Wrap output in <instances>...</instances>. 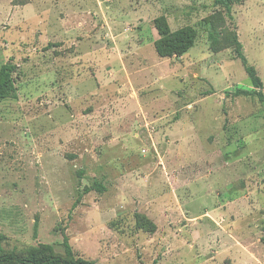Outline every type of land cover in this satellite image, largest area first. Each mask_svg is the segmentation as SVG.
Listing matches in <instances>:
<instances>
[{
    "label": "rangeland",
    "instance_id": "374dc122",
    "mask_svg": "<svg viewBox=\"0 0 264 264\" xmlns=\"http://www.w3.org/2000/svg\"><path fill=\"white\" fill-rule=\"evenodd\" d=\"M197 36L160 57L154 18ZM216 41L212 42L210 33ZM264 0H0V247L94 264H264ZM99 186H102L101 189Z\"/></svg>",
    "mask_w": 264,
    "mask_h": 264
},
{
    "label": "trees",
    "instance_id": "16d2710c",
    "mask_svg": "<svg viewBox=\"0 0 264 264\" xmlns=\"http://www.w3.org/2000/svg\"><path fill=\"white\" fill-rule=\"evenodd\" d=\"M238 0H214L215 5H220L230 13L232 4ZM154 27L159 38L154 42L156 53L160 57H179L188 51L194 44L197 33L191 26L179 27L171 30L164 15H160L153 20ZM211 41L215 42V33H210ZM237 56L241 59L245 72L250 79L254 90L237 89L236 95L244 94L255 96L259 101L264 102V92L262 91V81L257 75L255 68L247 63L246 58L239 51L240 43L236 41ZM16 70L14 63L8 62L0 67V101L14 99L17 97V89L14 85L12 74ZM101 189L102 186H99ZM64 254H57L52 246L40 244L37 247L27 249L24 253L3 251L0 247V264H94L84 259H74L72 249L66 238L63 239Z\"/></svg>",
    "mask_w": 264,
    "mask_h": 264
}]
</instances>
